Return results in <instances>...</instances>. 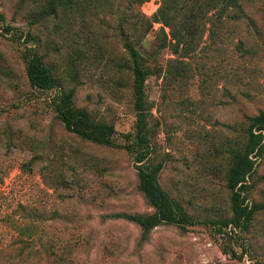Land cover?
<instances>
[{"label": "rangeland", "instance_id": "374dc122", "mask_svg": "<svg viewBox=\"0 0 264 264\" xmlns=\"http://www.w3.org/2000/svg\"><path fill=\"white\" fill-rule=\"evenodd\" d=\"M86 2L58 6L54 16L48 0H0V264H264V149L249 179L248 201L258 209L247 231L226 235L209 222L230 216L228 149L245 142L246 117L264 108V0H234L222 14L219 3L192 39L168 37L166 46L160 23L140 40L135 23L160 0L131 7L116 0L84 28ZM204 2L180 4L194 11ZM182 12L175 21L190 18ZM5 25L14 28L6 33ZM26 32L34 41L26 42ZM126 40L150 66L147 162L161 163L159 184L197 221L183 229L162 223L146 238L117 216L153 211L137 188L131 154L68 132L52 104L60 89H72L76 107L113 125L114 143H130L136 113ZM30 45L57 88L29 84L22 54ZM26 223L33 232L20 234L15 226Z\"/></svg>", "mask_w": 264, "mask_h": 264}, {"label": "trees", "instance_id": "16d2710c", "mask_svg": "<svg viewBox=\"0 0 264 264\" xmlns=\"http://www.w3.org/2000/svg\"><path fill=\"white\" fill-rule=\"evenodd\" d=\"M76 1L48 0L47 9L49 13L57 16L58 6L63 7L60 9H70ZM125 1L126 7L127 5L131 7L133 4L139 6L148 0ZM181 1L183 0H160L159 6L151 17H147L139 11L135 20L136 25H139V40L153 27L154 23H160L159 31L162 34V46H166L168 37H177L179 38L178 42H184L188 36V38H193L197 28H199V20L206 16L205 14L209 10L216 9L219 3H223L222 8L219 6L218 12L222 14L226 6L235 4L234 0H206V2L192 11L193 6L188 10H184L185 4H180ZM115 2L116 0H87L86 5L83 4L82 6L84 19L81 21V26L86 28L91 19H93L92 17L96 16L98 12H112L116 6ZM179 9L183 10L182 14L184 16L189 12L190 18H183L179 22L175 21L178 18L176 14ZM3 19L4 17L0 12V22ZM173 22L182 26V33H177L178 31L173 27ZM13 28L10 25L3 27L6 33L11 32ZM166 28H168V31H166ZM25 39L26 42L34 41V37L30 32H26ZM124 48L128 55V66L132 73L131 87L136 113L134 131L132 134L129 133V135H132L130 143L124 145L114 143L115 129L113 125L93 119L89 111L84 107H76L72 103V89H60L52 97V104L56 117L68 132L93 143L124 147L131 154L137 168V188L152 206L153 211L149 214L119 213L117 216L137 224L141 229L142 238H146L154 227L162 223L175 224L183 229L188 225L197 223V221L188 214L178 200L171 197L159 184L157 177L162 166L161 163L153 164L147 162L152 152V147L146 137L147 106L145 96V82L150 74V66L146 56L130 40L124 42ZM22 58L25 62L27 80L32 87L40 90L57 88V82L50 68L44 62L42 55L35 49V46H26ZM117 65V70L122 77V64L117 62ZM246 121L245 142L240 147L231 146L228 149L230 164L226 171L225 184L230 193V216L209 221L213 224L218 223L220 232L226 235L247 231L253 215L258 209L256 204L248 201V193L250 190L249 179L264 149V108L254 115L247 116ZM27 216H30L29 213H27ZM31 216L37 218L38 215L34 214ZM31 224H17L15 228L20 234L32 233L34 227ZM4 264H24V259L15 261L6 259Z\"/></svg>", "mask_w": 264, "mask_h": 264}]
</instances>
